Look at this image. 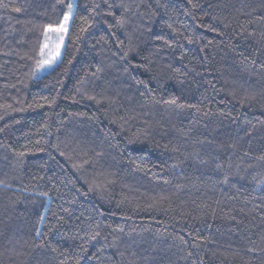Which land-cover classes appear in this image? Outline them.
<instances>
[{
  "label": "trees",
  "instance_id": "trees-1",
  "mask_svg": "<svg viewBox=\"0 0 264 264\" xmlns=\"http://www.w3.org/2000/svg\"><path fill=\"white\" fill-rule=\"evenodd\" d=\"M0 264H264V0H0Z\"/></svg>",
  "mask_w": 264,
  "mask_h": 264
},
{
  "label": "rangeland",
  "instance_id": "rangeland-1",
  "mask_svg": "<svg viewBox=\"0 0 264 264\" xmlns=\"http://www.w3.org/2000/svg\"><path fill=\"white\" fill-rule=\"evenodd\" d=\"M72 4L74 5L76 0H71ZM69 19L67 21V28L63 33H57V32H52V31H48L47 32V40L45 38V42L43 44V49H44V55H41V64L37 70V77H42L43 75H45L49 70H51L52 68H54L59 61L61 60V56L63 53V49H64V44L65 41L67 39V35L71 26V20H72V12L68 15ZM65 23V21L63 22V24ZM59 28V27H58ZM63 35L64 39L63 42L61 43L59 40V36ZM45 44H47L48 46L45 47ZM57 45H59V56L56 57L55 61L51 64V65H42V61L45 59H48V53L50 50L55 51Z\"/></svg>",
  "mask_w": 264,
  "mask_h": 264
},
{
  "label": "snow or ice",
  "instance_id": "snow-or-ice-1",
  "mask_svg": "<svg viewBox=\"0 0 264 264\" xmlns=\"http://www.w3.org/2000/svg\"><path fill=\"white\" fill-rule=\"evenodd\" d=\"M69 9L71 11V6H69ZM13 11H20V9L19 8H14ZM68 19H69V16L66 15L64 17L65 23L62 24L59 28H52L51 26H49V28L46 29V33H45L46 40H47V32L48 31L57 32V33H63L66 30V28H67ZM63 39H64V36L60 35L59 36V40H60L61 43L63 42ZM47 46L48 45L45 44V47H47ZM59 54H60L59 53V45H57L55 51H52V50L49 51L48 59L43 60L41 66H43V65H51L55 61L56 57L59 56ZM41 55L42 56L44 55V49L43 48L41 49ZM170 103L174 104L175 100L170 101Z\"/></svg>",
  "mask_w": 264,
  "mask_h": 264
}]
</instances>
